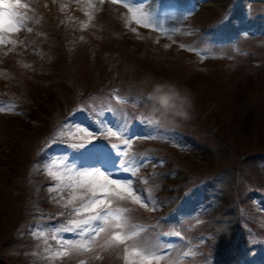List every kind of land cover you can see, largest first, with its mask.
Returning a JSON list of instances; mask_svg holds the SVG:
<instances>
[{
	"label": "rangeland",
	"instance_id": "374dc122",
	"mask_svg": "<svg viewBox=\"0 0 264 264\" xmlns=\"http://www.w3.org/2000/svg\"><path fill=\"white\" fill-rule=\"evenodd\" d=\"M118 1L128 3L42 0L45 6L55 3L46 7L48 11L67 10L68 16L53 13V24L37 0H20L29 5L24 27L15 34L0 32L2 45L13 43L10 50L0 48V264H129L139 259L132 252L134 244L159 246L157 255L162 259L152 264H227L217 257L235 244L237 230L239 234L250 220L255 224L251 223L252 231L264 230V209L258 206V200L264 203V32L252 38L243 30L254 15L264 17V4L260 3L264 0H165L161 10L156 0H142L144 10L169 30L157 35L163 40L160 45L153 36L131 26L135 20L131 14L127 19ZM225 1L229 4H222ZM184 13L196 16L189 25L178 28L176 22ZM171 15L177 18L170 19ZM224 29L229 31L223 33ZM182 44L200 53L202 67L181 54ZM225 56L232 57L229 66L208 60ZM163 80L177 81L195 94L190 120L169 122L149 98L151 85ZM116 88L122 94L117 101L109 99L110 90ZM88 89H94L97 98L111 106L101 109L104 119L99 126H106L104 120L114 116L113 130L126 124V136L132 139L128 146L112 137L101 140L137 154L128 159L150 157L142 168L158 163L168 170L164 180L174 184L160 197L158 187L146 191L140 181L134 183V193L144 195L142 202L152 208L151 213L142 203L112 202L114 214L124 215L127 222L122 235L137 234L127 241V251L123 244L108 243L111 233L78 238L75 233L62 232L72 219L90 213L73 215L71 209L79 201L68 205L72 193L56 179L62 176L67 182L72 175L67 170L69 158L82 163L77 150L69 146L77 135L75 129L69 147L56 146L53 134L57 122ZM140 110L139 115L134 113ZM149 120L161 128H144ZM74 123L89 131L98 126L82 118ZM149 133L174 143L173 150L142 148L140 140H146ZM44 167L52 174L53 184L41 176L39 169ZM171 193L177 199L169 203ZM176 206L183 214L175 222L166 221ZM58 208L69 211L71 217L55 218ZM181 230L187 241H179L176 232ZM63 240H79L88 249L62 247ZM238 249L243 257L260 254Z\"/></svg>",
	"mask_w": 264,
	"mask_h": 264
},
{
	"label": "snow or ice",
	"instance_id": "6c2138e0",
	"mask_svg": "<svg viewBox=\"0 0 264 264\" xmlns=\"http://www.w3.org/2000/svg\"><path fill=\"white\" fill-rule=\"evenodd\" d=\"M103 2V0H101ZM132 17L137 24H143L144 27L157 28L162 32L169 30L163 26V21L158 20L154 15L144 10L142 0H128L126 4ZM27 3H21L20 0H15L14 3H9L7 0H0V32L7 34H15L22 30L25 21L28 20ZM177 17L171 15L170 19L175 20ZM32 29L29 28L28 31ZM14 42V41H13ZM2 110V109H0ZM75 129L74 139H79L82 142L73 143L71 148L76 151V154L81 158L82 163L75 164L71 159L67 161V170L72 173L68 181L65 182L62 176H56V179L61 180L60 187L69 189L72 193L71 198L67 201L68 205H73L79 201L78 207H73L71 213L80 215L90 213L82 219H72L68 227L62 229V232L75 233L78 238H91L99 236L101 233H111L108 243L125 245L127 251V241L133 240L136 233L131 235H122L127 226L124 215L114 214L112 202H121L131 200L137 204L142 202L140 195L134 194L132 179H119L122 173H128L130 176H135L133 171L134 166L143 165L150 157H144L137 160L125 159L128 155L121 150V146L115 143H108L101 138L106 137H123L126 136L127 126L121 125L119 131L113 130L115 125L96 127L94 131H89L87 128L80 126H72ZM85 133V135H79ZM94 133H99V136ZM100 142H97V141ZM125 146L130 144V139H124ZM163 164L164 161H159ZM55 167H64L65 165H54ZM55 175V174H53ZM55 189L50 188L49 191ZM138 191V190H136ZM78 193V194H77ZM104 197V199H101ZM144 204V207H147ZM118 213V210H117ZM42 235V233H41ZM167 235V234H165ZM249 243H256L255 240L249 239ZM62 247H71L74 250H87V243H81L79 240L61 241ZM158 245H143L134 244L132 252L139 257L137 260L129 261V264H152L153 260L159 261L161 256L157 255Z\"/></svg>",
	"mask_w": 264,
	"mask_h": 264
},
{
	"label": "clouds",
	"instance_id": "9594fccd",
	"mask_svg": "<svg viewBox=\"0 0 264 264\" xmlns=\"http://www.w3.org/2000/svg\"><path fill=\"white\" fill-rule=\"evenodd\" d=\"M149 98L169 122L187 121L195 109V94L177 81L163 80L151 85Z\"/></svg>",
	"mask_w": 264,
	"mask_h": 264
}]
</instances>
